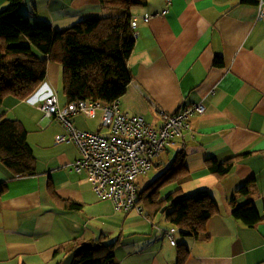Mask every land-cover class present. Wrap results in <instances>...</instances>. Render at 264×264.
Masks as SVG:
<instances>
[{"label":"crops","instance_id":"crops-1","mask_svg":"<svg viewBox=\"0 0 264 264\" xmlns=\"http://www.w3.org/2000/svg\"><path fill=\"white\" fill-rule=\"evenodd\" d=\"M6 5L7 0H0V10ZM169 6L166 14L147 21L143 17L166 9L165 0H147L131 8L139 21L128 60L131 81L119 107L142 114L158 129L165 113H175L184 104L205 106L153 162L162 161V154L169 160V153L184 151L193 181L183 190L188 181L181 184L180 194L206 188L216 212L205 221L202 238H178L167 250L159 242H149L146 250L131 253L132 259L121 264H175L176 251L183 249L178 243L189 249L184 264H264V220L247 226L232 216L230 202L233 197L234 205L253 203L260 213L264 210V20L258 19L257 4L240 0H170ZM19 11L31 23L44 21L63 29L111 8L99 0H22ZM216 57H221L222 66L214 65ZM58 69L55 61H48L46 82L33 97L21 103L8 97L0 103V115L23 123L37 158L36 173L22 176L0 162V183L6 186L0 195V264H61L84 242L100 236L110 242L115 234L119 240L127 228L149 230L145 222L153 226L143 213L141 218L133 210H115L110 200L94 194L86 174L72 167L80 156L74 145L51 147L67 128L47 119L36 104L51 89L63 101ZM98 117L88 118L89 123L79 128L107 135L100 112ZM234 155L242 156L233 160L227 173L208 172L206 159L223 162ZM145 175L139 177V190L153 182ZM242 186L246 191L237 192ZM65 201L80 205L70 209ZM130 213L142 223L128 220ZM115 249L112 259L118 264Z\"/></svg>","mask_w":264,"mask_h":264},{"label":"trees","instance_id":"trees-1","mask_svg":"<svg viewBox=\"0 0 264 264\" xmlns=\"http://www.w3.org/2000/svg\"><path fill=\"white\" fill-rule=\"evenodd\" d=\"M21 2L7 0V5L0 10V103L8 97L19 103L33 97L41 84L46 82L48 61L58 64L64 103L97 99L111 103L125 93L131 81L128 60L135 45V29L131 26L135 16L131 8L145 5L147 0H99L101 6L111 8L109 13L81 19L63 29H54L47 24H31L19 11ZM240 2L258 5L260 0ZM169 7L166 5V13ZM150 18L143 17L145 21ZM214 65L222 66L221 57L215 58ZM50 92L56 93V90L51 89ZM47 94L42 96L40 102ZM40 102L36 105L43 113L38 105ZM200 114L194 112L189 115L180 129L186 128L193 115ZM74 117H71V123L77 129ZM77 117L83 116L77 114L76 122ZM48 119L62 123L55 116ZM27 136L28 131L19 119L0 115V162L15 176L34 174L37 169V158ZM56 136H64L65 139L58 143L52 141V148L66 144L78 149L66 131ZM242 155H234L223 162L208 158L207 170L216 175L227 173L233 160ZM184 156V151L176 152L168 168L146 188L138 190L136 203L146 219L153 218L166 206L168 210L164 216L173 230V236L178 233L179 238L199 239L205 236V221L216 212V203L206 189L197 190L191 195H178L180 185L189 181L190 177ZM5 187V184L0 183V195L4 193ZM241 191H246V188L242 186L237 192ZM230 202L233 204L232 216L247 226L264 220V210L260 213L253 203L234 205L233 197ZM63 205L72 209L80 204L65 201ZM77 244L72 242L70 245ZM83 244L85 247L72 264H115L112 252L118 244L117 239L105 242L104 237L100 236ZM177 245L183 249L176 251L175 264H184L189 249L184 243Z\"/></svg>","mask_w":264,"mask_h":264},{"label":"built area","instance_id":"built-area-1","mask_svg":"<svg viewBox=\"0 0 264 264\" xmlns=\"http://www.w3.org/2000/svg\"><path fill=\"white\" fill-rule=\"evenodd\" d=\"M164 13L166 10L150 17L159 18ZM258 18L264 19L263 1L258 4ZM136 25L134 17L131 26L134 29ZM38 105L46 118L55 116L61 121L67 128L68 138L75 141L81 155L72 162L73 169L77 173L86 171L95 195L101 200H110L116 209L124 211H140L136 203L139 177L147 173L152 161L172 142L186 118L203 111L199 105L184 106L174 114L163 115L162 125L156 129L141 116L123 114L116 106L108 107L100 101L77 100L60 106L57 94L49 92ZM97 109L102 113V124L109 128L108 135L73 128L72 116L82 113L89 117ZM64 139V136L57 137L58 142ZM168 236L174 244L173 230Z\"/></svg>","mask_w":264,"mask_h":264},{"label":"rangeland","instance_id":"rangeland-1","mask_svg":"<svg viewBox=\"0 0 264 264\" xmlns=\"http://www.w3.org/2000/svg\"><path fill=\"white\" fill-rule=\"evenodd\" d=\"M165 2H167V0H165ZM85 18H88V17H85ZM82 19H84V18H82ZM138 21H139V17H137V23H138ZM32 23L41 25V24H44L45 22L44 21H38V22H32ZM71 25H73V23L68 25V27L71 26ZM134 36H136V35L134 34ZM60 96H61V99L63 101H59V104L62 106V105H64V98H63L62 94H60ZM98 115H99V113H97V117L93 118L92 120H95V121L98 120L99 119ZM77 118H78L77 122L75 121V125H76L77 129L80 130V131H84L83 129L79 128V125L81 123L86 122V121H87V124H88L89 120H87V119L82 120V119H84L83 117H77ZM100 134L104 135L105 133L104 132H102V133L100 132ZM54 142L58 143L57 138L54 139ZM174 155L175 154L170 155V153H169V160H170L169 161V160H166V158L162 154L161 155L162 161H158L156 163V165H153L152 168L147 172V174L144 177L146 179H149V181H153L154 178L160 172H162L164 170L166 165L171 162L172 157H174ZM84 173L87 176V172L85 171ZM192 181H193V179L188 181L183 186L182 190L185 189V186H187ZM141 186H143V184H141ZM200 189H206V188H199L198 190H200ZM206 190H208V189H206ZM195 191H197V190H195ZM194 192L183 194V195H189V194L191 195ZM163 210L165 212L168 209L166 208V206H164ZM133 211H134L133 213L140 214L139 213L140 211H137V210H133ZM117 213L119 215H123V217L125 215H127V213H123V212H117ZM163 213H157V214H155L153 216V218H151V221L153 222V226L152 227H151V225L149 223L145 222V224L149 228V230H144L143 231V228H142V230H140L141 228H139L137 226H135L133 229L127 228V229L124 230L122 235L119 237L118 244H117L116 249L114 251V256H115V259L117 260L118 264H121L124 260L125 261L131 260L132 259L131 253H133V252H141L142 249L146 250L149 242L150 243L159 242V244L163 245L165 250H167L169 248V246H170V244H169L170 243V238L168 236V233L171 231V227L169 226V224H168L167 220L165 219V216H164ZM140 217L142 218L141 214H140ZM132 218H138V217H136L134 214L130 213L129 216H128V220H130ZM140 222H141V220H140ZM158 232H160L163 235H160ZM117 237H118V234H115L114 237L111 238L110 240H115ZM173 238L177 242V240L179 238L178 233H174V237ZM105 242H109V241H105Z\"/></svg>","mask_w":264,"mask_h":264},{"label":"clouds","instance_id":"clouds-1","mask_svg":"<svg viewBox=\"0 0 264 264\" xmlns=\"http://www.w3.org/2000/svg\"><path fill=\"white\" fill-rule=\"evenodd\" d=\"M261 1V0H260ZM167 3V2H166ZM168 5L170 4V1H169V3H167ZM166 4V5H167ZM257 10H258V5H257ZM162 16V15H161ZM160 16V17H161ZM257 16H258V14H257ZM136 18H137V16H135ZM159 17V18H160ZM153 18V17H152ZM259 19V18H258ZM264 20V19H263ZM136 27H137V25H136ZM136 27L134 28L135 29V31H134V34L136 35ZM58 98V97H57ZM58 101H59V99H58ZM86 101H88V100H86ZM94 101H100V102H103L104 104H106V105H108V107H114V106H116L119 110H120V112L121 113H123V114H127V115H130V116H132V117H137V116H141L142 118H143V120H144V122L145 123H147V124H149L150 126H152L150 123H148V122H146L145 121V119H144V117H143V115L142 114H135V115H133V114H129V113H125V112H123V111H121V109H120V107H119V98H117V99H115V100H113L111 103H106V102H104V101H102V100H99V99H97V100H94ZM74 102V101H73ZM67 104H69V103H64V105H67ZM60 105V104H59ZM64 105H62V106H64ZM191 105H199L200 107H202V109L204 110V105L202 104V103H196V104H188V105H182V106H180V108L178 109V111L182 108V107H184V106H191ZM61 106V105H60ZM101 113V111H99V109H97L96 111H95V113H94V115H92V116H89V117H87L86 115H84V114H82V113H80V115H82L85 119H88V118H90V119H92V118H95L96 116H97V113ZM203 112V111H202ZM176 113V112H175ZM165 114H168V113H165ZM165 114H163V115H165ZM172 114H174V113H172ZM75 116H77V115H75ZM101 117H102V113H101ZM48 119V118H47ZM100 123H101V126L102 127H104V128H107L108 130H109V128L108 127H106V126H104L103 124H102V121L100 120ZM153 127V126H152ZM180 129V128H179ZM96 133H98V132H96ZM99 134V133H98ZM109 134V133H108ZM107 134V135H108ZM58 136H56L55 138H57ZM174 137H175V135H174ZM174 137L172 138V142H173V140H174ZM171 142V143H172ZM148 172V171H147ZM36 173V172H35ZM34 173V174H35ZM145 175V174H144ZM143 176V175H142ZM138 190H139V187H138V184H137V192H138ZM137 200V199H136ZM112 203V202H111ZM112 205H113V203H112ZM140 207V206H139ZM113 208L115 209V210H118V209H116L115 207H114V205H113ZM131 210H135V209H131ZM121 211H124V210H121ZM128 211H130V210H128ZM164 212V211H163ZM140 214L142 213V209L140 208V212H139ZM149 220H151V219H149ZM174 237V236H173ZM175 241V240H174ZM176 243V242H175ZM174 243V244H175Z\"/></svg>","mask_w":264,"mask_h":264},{"label":"water","instance_id":"water-1","mask_svg":"<svg viewBox=\"0 0 264 264\" xmlns=\"http://www.w3.org/2000/svg\"><path fill=\"white\" fill-rule=\"evenodd\" d=\"M164 210L162 209L161 212ZM85 247V244L78 245L73 250H71L63 259L61 264H72L75 257L80 253V251Z\"/></svg>","mask_w":264,"mask_h":264}]
</instances>
